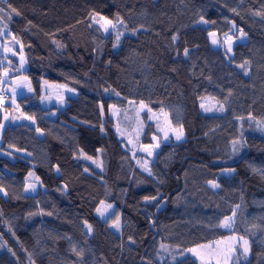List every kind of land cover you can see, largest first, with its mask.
<instances>
[{
    "label": "trees",
    "instance_id": "1",
    "mask_svg": "<svg viewBox=\"0 0 264 264\" xmlns=\"http://www.w3.org/2000/svg\"><path fill=\"white\" fill-rule=\"evenodd\" d=\"M0 8V45L16 41L28 66L22 73L16 56L4 57L0 81L7 89L26 75L34 90L3 107L28 119L2 137L0 264H199L189 249L229 237L249 246L232 264H264V0H0ZM241 30L248 41L231 57L211 46L210 33ZM43 83L77 97L45 110ZM206 99L222 111L204 113ZM137 105L164 112L185 137L161 144L148 171L110 117L112 107ZM149 117L147 146L161 139ZM31 172L45 192L29 197ZM102 204L115 207L109 220L97 216Z\"/></svg>",
    "mask_w": 264,
    "mask_h": 264
},
{
    "label": "rangeland",
    "instance_id": "2",
    "mask_svg": "<svg viewBox=\"0 0 264 264\" xmlns=\"http://www.w3.org/2000/svg\"><path fill=\"white\" fill-rule=\"evenodd\" d=\"M108 21L109 20H107L105 17H95L96 24L101 27L105 35H108L115 30V27L112 26L113 24H108ZM105 28H107L108 30L105 31ZM5 34L6 33H4V35ZM8 34L10 33L7 31V35ZM209 39L211 46L215 50H223L224 53L229 57L232 56L234 46L237 43H243L248 41L247 36L245 34L241 35V32H239L237 36L229 34L223 38H220L215 33H210ZM213 41H216V43H213ZM229 46L231 47L230 52L228 51ZM17 47H19V49L21 50L20 52L16 51ZM9 56L17 57L20 65V72L24 73L27 71L28 66L24 53L22 52L21 47L18 46L16 41L14 40H7L4 46L0 45L1 67H3L4 65V59ZM3 77L5 81H7L9 78V72H3ZM9 81L10 84L6 86L9 90L15 89V91H17L19 88H21V90L24 91V86L28 88L29 86H32L29 78L26 75H22L17 79H10ZM31 88L32 89L30 94L25 95H31L34 93L33 87ZM22 97L23 96L15 98L12 96L9 102L0 101V118H2V120H0V155L3 154L1 152V145L3 133L6 127H8L9 125L20 124L22 120L28 119L13 118L12 114L7 113L6 109H4L3 107L5 104L17 107L18 101ZM75 97H77V92L71 87H68L66 85L43 83L41 106L45 110L57 107L58 109L63 111L68 106V99ZM201 110L204 113L210 114L220 113L222 111L218 104L212 101V99L204 100L201 103ZM146 112L150 116L149 121L154 123L156 129L159 131V134L161 136V139H157L154 137L152 139L153 144L150 146L141 143L146 127V124L143 120V114ZM110 117L115 121V130L119 138L123 139L129 145V147L133 148L137 153H140L141 155L147 158V162L143 166L146 171H148V165L154 159L161 144H168L170 143V141L180 143L185 140L183 131L181 129H176L174 126H172L168 116L164 112H150L144 105L130 107L122 113L118 109L112 107L110 109ZM262 125V130L264 131V123ZM178 131H182L183 133L181 139L179 140L176 139V134ZM165 133H167V138H165ZM39 136L43 137L44 135L39 133ZM157 145L159 146L157 147ZM224 174L230 175V173L228 172H224ZM31 185L35 186L34 190L30 187ZM40 192H45V188L41 184V181L38 179V177L33 172H31V175H28L27 177L24 195L31 197L38 195ZM99 208L101 209V212L104 213V215L101 216V214L97 212V216L98 218L104 221L109 220L113 216L115 211L114 206L112 208H107V204H102ZM234 218L235 217L233 216L224 221L223 226L225 229H231L232 225L234 224ZM226 224L228 226H226ZM87 230L90 231L88 227ZM112 230L117 232L119 228L114 227L112 224ZM244 242L245 240L239 237H229L221 241L195 249L196 254H193L190 251L188 252V254L189 256L193 257L195 261H197L199 264H232V262L236 260L235 256L238 253L242 254V258L249 257V246L248 243L247 245H245ZM245 247L248 248V251L246 253L244 252ZM165 252L171 253L167 250ZM165 258L166 257H162L159 262L162 263Z\"/></svg>",
    "mask_w": 264,
    "mask_h": 264
},
{
    "label": "snow or ice",
    "instance_id": "3",
    "mask_svg": "<svg viewBox=\"0 0 264 264\" xmlns=\"http://www.w3.org/2000/svg\"><path fill=\"white\" fill-rule=\"evenodd\" d=\"M9 8L11 9V12L12 13H16L17 15L19 14L17 11H16V9H14V8H11V6H9ZM4 12H5V10L3 9V8H0V18H2V15L4 14ZM10 18V17H9ZM201 20H203V17H201ZM205 23H206V21H205ZM108 24H112V22L111 21H108ZM113 27H115V25H112ZM108 29L107 28H105V31H107ZM214 35V34H213ZM241 35H244V33H243V31L241 30ZM13 39H15V37H13ZM117 39H119V37H117ZM176 39V37L174 36L173 37V40H175ZM213 43H216V41H213ZM228 51L230 52L231 51V47L229 46V48H228ZM188 54V52H187V49H185V55H187ZM241 67H243V65H241ZM13 95H15V93H13ZM202 107H203V105H202ZM182 127V126H181ZM182 135H183V133H182V131H178L177 132V134H176V139L177 140H179V139H181V137H182ZM165 138H167V133H165ZM237 142L236 141H234L233 142V144L235 145ZM159 145H157V147H158ZM235 150V149H234ZM29 175H31V173H29ZM33 190H34V188H35V186L34 185H31L30 186ZM3 191V189L2 188H0V192H2ZM145 199L147 200V199H149L148 197H145ZM152 199H155L154 197L152 198ZM101 203H103V202H101ZM113 206L111 205V204H108L107 205V208H112ZM96 211L97 212H99L100 214H101V216H103L104 215V213L103 212H101V209L100 208H97L96 209ZM233 215H235V213H233ZM113 226L114 227H116V228H119V219L117 218V220H115V221H113ZM226 226H228L227 224H226ZM88 229L89 230H91V225H88ZM247 241H245L244 242V244L245 245H247ZM188 251H190V252H192L193 254H196V250L195 249H189ZM248 251V248L247 247H245L244 248V252L246 253Z\"/></svg>",
    "mask_w": 264,
    "mask_h": 264
},
{
    "label": "crops",
    "instance_id": "4",
    "mask_svg": "<svg viewBox=\"0 0 264 264\" xmlns=\"http://www.w3.org/2000/svg\"><path fill=\"white\" fill-rule=\"evenodd\" d=\"M24 91H22L21 90V88H19L17 91H15V89H12V90H9L8 88H7V91L11 94V96H13V97H20V96H23V97H25V96H29V95H25V94H30V92H31V86H29V88L28 87H26V86H24ZM13 93H15V95H13Z\"/></svg>",
    "mask_w": 264,
    "mask_h": 264
},
{
    "label": "built area",
    "instance_id": "5",
    "mask_svg": "<svg viewBox=\"0 0 264 264\" xmlns=\"http://www.w3.org/2000/svg\"><path fill=\"white\" fill-rule=\"evenodd\" d=\"M11 95L6 91L3 82L0 81V101L8 102Z\"/></svg>",
    "mask_w": 264,
    "mask_h": 264
},
{
    "label": "water",
    "instance_id": "6",
    "mask_svg": "<svg viewBox=\"0 0 264 264\" xmlns=\"http://www.w3.org/2000/svg\"><path fill=\"white\" fill-rule=\"evenodd\" d=\"M166 209H167V204L163 203L157 208L156 212H157V214H162L166 211Z\"/></svg>",
    "mask_w": 264,
    "mask_h": 264
}]
</instances>
